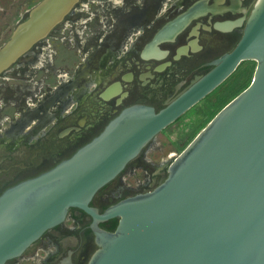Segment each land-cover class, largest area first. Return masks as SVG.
<instances>
[{"label": "water", "instance_id": "water-1", "mask_svg": "<svg viewBox=\"0 0 264 264\" xmlns=\"http://www.w3.org/2000/svg\"><path fill=\"white\" fill-rule=\"evenodd\" d=\"M77 1L32 5L0 45V72L46 37ZM241 60L255 61L250 82L179 145L153 188L101 213L89 205L98 188ZM214 64L167 107L124 108L70 156L4 189L0 264L61 222L69 207L92 217L97 248L86 264H264V0L254 2L237 44ZM114 217V230L98 226Z\"/></svg>", "mask_w": 264, "mask_h": 264}, {"label": "flooded vegetation", "instance_id": "flooded-vegetation-1", "mask_svg": "<svg viewBox=\"0 0 264 264\" xmlns=\"http://www.w3.org/2000/svg\"><path fill=\"white\" fill-rule=\"evenodd\" d=\"M255 1L78 0L46 37L0 72V193L70 156L124 108L143 104L158 112L177 100L235 47ZM254 65L241 60L154 137L163 133L177 150L182 141L169 139L166 129L206 125L250 82ZM153 138L96 190L90 206L101 213L166 175L177 153L153 163L143 152ZM163 145L160 140L151 151ZM117 220L98 226L111 231ZM91 221L69 207L61 222L3 264H86L97 248Z\"/></svg>", "mask_w": 264, "mask_h": 264}, {"label": "rangeland", "instance_id": "rangeland-1", "mask_svg": "<svg viewBox=\"0 0 264 264\" xmlns=\"http://www.w3.org/2000/svg\"><path fill=\"white\" fill-rule=\"evenodd\" d=\"M37 1L38 0H0V45L9 36L15 24L19 20L26 17L29 8L32 5H34ZM44 51L46 52V49H44ZM48 56H49V52H48ZM41 57H46V55L45 54L41 55ZM200 126L203 127L204 125H171L166 129V133L169 135V139H171L172 141L176 143H180L182 141V143L180 144L182 145L186 137L192 134L195 131V129L198 128L197 130H199ZM190 139H188L186 142H188ZM160 140L164 141V145L162 147L157 146L153 151H151V148H153L152 144L158 145ZM167 141L168 139L166 138V136H164L163 133H159L156 137H154L153 140L150 141L151 143L150 142L148 143L150 145H146L143 149L144 150L143 152L147 151L146 158L151 159L153 163L159 164L162 160H165L167 158L168 153L172 154L176 152L178 154L180 150L179 146L178 149L175 150L174 146L168 143ZM169 162L170 161H168L167 163L169 164ZM144 179L145 178H143L142 181H145ZM131 180L133 181V183H135L134 177H131ZM154 186H152V188Z\"/></svg>", "mask_w": 264, "mask_h": 264}, {"label": "trees", "instance_id": "trees-1", "mask_svg": "<svg viewBox=\"0 0 264 264\" xmlns=\"http://www.w3.org/2000/svg\"><path fill=\"white\" fill-rule=\"evenodd\" d=\"M115 226H116V222L114 223H112V225H111V228L113 229V228H115Z\"/></svg>", "mask_w": 264, "mask_h": 264}]
</instances>
